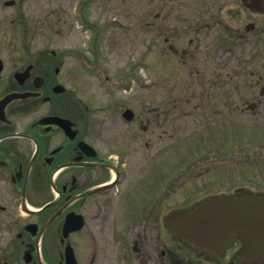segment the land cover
<instances>
[{
  "label": "flooded vegetation",
  "instance_id": "af4514ba",
  "mask_svg": "<svg viewBox=\"0 0 264 264\" xmlns=\"http://www.w3.org/2000/svg\"><path fill=\"white\" fill-rule=\"evenodd\" d=\"M65 1L45 4L63 15L79 9V23L95 27L82 53L99 63L115 46L112 33L101 43L115 22L114 0ZM154 1L141 7V25L157 21L160 56L191 72L226 74L237 51L230 66L252 65L260 115L264 0H201L210 16L182 29L168 6L174 0H157L153 16ZM35 14L32 0H0V264H264V256H242L239 241L222 253L193 249L164 221L209 200L264 198V116L97 121L79 99V50L39 48L35 30L51 22Z\"/></svg>",
  "mask_w": 264,
  "mask_h": 264
},
{
  "label": "rangeland",
  "instance_id": "374dc122",
  "mask_svg": "<svg viewBox=\"0 0 264 264\" xmlns=\"http://www.w3.org/2000/svg\"><path fill=\"white\" fill-rule=\"evenodd\" d=\"M32 1L35 3L36 17L40 16L41 20L49 18L51 22V29L38 27L35 30V41L39 48L46 43L59 51L74 52L78 49L80 62L82 56L84 58L87 55H83L82 51H87L86 46L93 35L81 28L77 18L78 10L67 9L63 15L61 8L46 7L49 0ZM147 1L114 0V12L110 21L114 19L115 22L103 27L105 29L101 43L112 33L115 46L109 54L97 59L105 72L103 76L108 79L107 83L104 80L101 82L97 74L86 72L79 65V99L88 107V116L102 121V118L121 116L124 108L131 109L134 116H245L247 120L243 117L240 119L250 123H256L253 116H264V110L257 115L252 106L250 62L244 63L243 72L233 71L230 66L236 61L234 56L237 51L227 56L229 64L226 74L191 72L177 65L176 60L169 61L166 56L162 58L155 30L157 21L152 17L150 21L155 23L151 27L141 25V7ZM168 6L174 7L173 16L178 18L181 29L188 21L200 20L199 17L206 14L210 16L211 13L209 5L202 8L201 0H174ZM153 9V16L161 10L157 0L153 2ZM54 10L56 11L52 13ZM98 11L99 8L95 7L89 9V17L96 19ZM65 16L69 18L68 24L64 23ZM2 38L3 36L0 39ZM70 70L75 72L74 67ZM227 119L231 121L230 118ZM228 130L234 132L232 127H228ZM236 140L239 139L232 138L231 141L237 142ZM261 185L262 182L260 187Z\"/></svg>",
  "mask_w": 264,
  "mask_h": 264
},
{
  "label": "water",
  "instance_id": "95a60500",
  "mask_svg": "<svg viewBox=\"0 0 264 264\" xmlns=\"http://www.w3.org/2000/svg\"><path fill=\"white\" fill-rule=\"evenodd\" d=\"M124 116H132L126 111ZM174 235L200 251L222 253L239 240L244 257L264 256V198L209 200L165 220Z\"/></svg>",
  "mask_w": 264,
  "mask_h": 264
}]
</instances>
